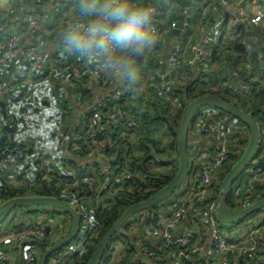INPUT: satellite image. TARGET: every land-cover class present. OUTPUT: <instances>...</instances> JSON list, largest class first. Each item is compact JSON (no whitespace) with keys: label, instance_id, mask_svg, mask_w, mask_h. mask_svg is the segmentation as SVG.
I'll list each match as a JSON object with an SVG mask.
<instances>
[{"label":"built area","instance_id":"1","mask_svg":"<svg viewBox=\"0 0 264 264\" xmlns=\"http://www.w3.org/2000/svg\"><path fill=\"white\" fill-rule=\"evenodd\" d=\"M71 1L48 0L56 8ZM170 1L178 0H164L162 3L166 5ZM187 1L193 6L208 0ZM162 3L155 4V22L163 8ZM259 7L252 16H247L229 5H221L215 21L208 27L201 26L200 37L187 50H184L183 42L191 19L188 9L183 10L180 34L173 38L166 69L161 80L152 83V89L164 92V80L169 76L179 79L187 69L202 87L207 81L204 65L213 39L225 26L231 25L236 36L243 33L248 37L240 40L247 59L228 67L229 87L233 92L252 97L256 91L253 83L259 82V86H264V63L253 64L250 57L253 51L251 29L264 28V11ZM67 16L62 14L61 24ZM171 27L174 31L176 24L172 23ZM55 28L57 31V26ZM22 29L23 24L19 20L2 15L0 4V113L4 112L0 119V142L4 140L8 144L0 155V179H6L15 187H25L32 180L54 181L58 189L57 198L68 202L79 213L80 227L76 237L46 263L66 264L72 256L85 259L89 255L100 234L97 214L101 210L125 194L144 191L146 195L154 191L155 180L159 176L152 146H148V150L153 158L147 161L146 169L139 168L137 158L141 151L136 143L140 137L138 109L127 100L130 88L114 82L97 66L82 58H78L74 65H68L63 51L54 46L40 47V39L24 40ZM159 45L164 47L165 42L160 39ZM153 55L157 57L156 49ZM13 59L22 62L18 71L20 80L30 79L36 84L43 70L46 71L45 77L49 80L46 81L48 89H44L45 97L23 96L17 91L12 80L14 76L7 68ZM242 66L247 71L245 76L240 74ZM61 81L66 85L61 86ZM80 81L84 92H80L77 85ZM141 82L140 89L146 90L151 84L150 76L144 74ZM16 102L22 103L20 109H14ZM256 116L264 118V112ZM43 120L49 121L51 138L61 149L57 164L38 150L34 151L31 159L24 160L25 146L30 148ZM4 128H7L6 132ZM239 129L227 114L213 108H204L196 115L189 133H194L190 157L198 163L191 166L186 180L179 187V195L173 198V210L167 217L161 210L143 213L147 216L144 229L160 247H152L131 234L125 237L132 246L128 247L129 253L138 264H264V209L233 229L216 216L224 169L231 163L233 155L241 157L246 148L243 135H248ZM120 155L123 163L119 160ZM258 157L260 152L238 177L236 191L245 183L246 198L253 192H264V167L257 164ZM134 158L137 161L131 163ZM21 163H24L26 171L17 168ZM169 166H172L171 172L173 164ZM31 173H35L34 178L29 177ZM235 204L239 205L240 201H235ZM52 210L49 208L48 212ZM138 215L128 219L124 227L139 224ZM58 220V229L66 234L71 228V218L63 215L58 216ZM15 221L0 235V264H36L39 247H43L41 243L46 241V247L51 246L54 235L47 233L41 217L30 219L22 216ZM186 224L192 225L193 229L184 233L177 231ZM118 235L112 240L114 244L122 240L123 236ZM113 245L107 264H118L115 261L117 247ZM158 250L164 253L161 255Z\"/></svg>","mask_w":264,"mask_h":264},{"label":"trees","instance_id":"2","mask_svg":"<svg viewBox=\"0 0 264 264\" xmlns=\"http://www.w3.org/2000/svg\"><path fill=\"white\" fill-rule=\"evenodd\" d=\"M164 0H153L154 4L162 3ZM163 4V8L160 10V12L157 15V21L154 24L155 29L158 31V33H162L164 30H167L169 35L172 36L173 28L171 27V24H176L178 21L183 20V16L181 15L182 11L185 10V7L188 6V3L186 0H178V1H170L166 5ZM173 6V7H172ZM174 7H177V9H180V13H172L175 10ZM57 26V25H56ZM261 28H252L251 33H253V30H259ZM261 35L264 36V29H261ZM260 35V36H261ZM242 37H248V34L240 33V36H236L234 38V41L232 42H226V51L232 53L229 54L227 57L228 62L227 64H233L230 65L235 66L240 62H244V60L247 59L246 57V51L244 48L240 45V40ZM173 38V37H172ZM260 42L254 44L253 42V51L250 55L253 64H256L258 62L264 63V49L261 48ZM257 44L260 46V51L257 48ZM161 48L159 45L156 50ZM259 52V54L257 53ZM220 53V51H219ZM218 53V54H219ZM65 54V53H64ZM66 55V54H65ZM153 57H150L149 59H146L142 65L144 68V74H148L150 76V83L148 88L146 90H141V85L139 84L135 89H130V97L127 98L128 101H131L134 106L138 109V121H139V139L137 140V145L140 148L141 156L137 159H139L140 163V169L143 170V168L146 169L147 167V161L151 158H155V166L157 167V172H159L162 168L165 166H169L170 164H173V169L170 173H157L159 177L155 180V187L156 189L146 195H144V191H140V193H134L130 195H123L120 199H116L112 204H109L105 207V209L101 210L98 214V220L101 225V229L99 230V237L94 241V244L89 252V255L85 258H78L77 256H72L67 260L66 264H87L91 255L101 242L103 236L106 234V232L110 229V227L118 220V218L122 215V213L128 208L130 205L141 202L160 190L163 186L168 184L170 180L175 175L176 169H177V162H178V154H177V136L179 131V124L181 121V117L183 115V112L185 110V107L187 104L192 101L193 99L204 96V95H215L219 96L220 98H223L229 102H232L236 106H238L240 109L247 111L250 113L257 123L259 124V127L261 129V132L264 130V118L257 117L256 114L260 112H264V86L261 88H257V83H253L254 88L256 89L255 94L252 97H247L246 95H242L239 92H233L231 91V88L229 85L231 84V81H228L226 86L220 85L218 89L214 90L213 85L214 83L210 82V79L206 76L207 81L202 85V87L198 86V81H195L194 76L190 72L189 69L186 70V76L184 78L176 79L172 76L168 77V80H164L165 91L164 92H158L152 89L151 85L154 82H158L161 80V76L163 75L165 71V63L159 62L158 57H155L153 54L151 55ZM68 65H74L77 61V57L75 56H69L66 55ZM229 66V67H230ZM241 76H245L247 74L246 69L242 66V69L240 71ZM188 76L191 77V80L188 79ZM142 83V82H140ZM77 85L79 86L80 92H84V86L83 83L77 82ZM173 100L176 101V103H173ZM204 108H212V107H201L197 109V111L194 114V117L201 112ZM216 111H220L216 108H213ZM224 113V112H222ZM227 114V113H225ZM229 118L233 119L237 126H239V130L242 133H247L248 135V129L247 127L241 123L238 119L232 117L231 115L227 114ZM4 132L7 131V128H4ZM83 135V134H82ZM243 142L245 144L248 143V137L246 135H243ZM263 142L258 146L257 153L261 152L259 151L262 148ZM8 146V144H5V141L0 142V155L4 153L5 148ZM148 146H152V155H150V151L148 150ZM256 153V154H257ZM167 154V155H166ZM166 156L168 159H171L169 162L162 161V157ZM176 158V159H174ZM257 164H260L264 167V155L258 157ZM136 158H134L131 163H134L137 161ZM240 159L239 155H233L231 163L224 169V173L222 174V179L226 172ZM119 160L123 163V156H119ZM176 162V163H175ZM191 168V163H190ZM243 173V172H242ZM241 173V176H242ZM154 181V180H153ZM32 185H31V184ZM176 192V191H175ZM175 192L169 197L171 198ZM25 197V196H58V189L57 186L54 184V181H31L29 182V185H26L25 187H15L11 183H8L6 179H0V202H4L8 199L14 198V197ZM167 198L161 203H165L169 200ZM261 198H264V192H256L251 197L246 198L245 197V190L243 188H240L238 192L236 191V187H231L228 194H226L225 202L231 209H241L251 203H253L256 200H259ZM240 199V200H238ZM171 200V199H170ZM240 201L239 205L235 204V201ZM161 203L158 205L142 212H150L155 213L154 210L157 208ZM170 203V202H169ZM168 203V204H169ZM17 208H24V207H17ZM15 208V209H17ZM54 209V208H53ZM138 213V214H142ZM137 214V215H138ZM166 215V214H165ZM124 230L131 229L129 224L126 225V227H122ZM112 241H110V244L108 246V249L103 255L102 263L107 264L109 259V254L111 251V244ZM43 247H46V241L41 243ZM127 244V241H126ZM130 248H132L131 244L128 245Z\"/></svg>","mask_w":264,"mask_h":264},{"label":"crops","instance_id":"3","mask_svg":"<svg viewBox=\"0 0 264 264\" xmlns=\"http://www.w3.org/2000/svg\"><path fill=\"white\" fill-rule=\"evenodd\" d=\"M188 6L185 9H188L190 14V28L187 30V35L183 42L184 50L188 49V46L198 40L200 37V28L208 27L215 21L217 16L218 9L221 5H229L235 11L240 13H245L247 16H252L256 12L257 6L260 10L264 11V0H215L213 3L206 4L202 1H199L197 4L190 6L189 2ZM0 4L2 6V15L4 17H8L10 19L19 20L23 24L22 29V38L27 41H35L38 39H42L43 36H53L56 32L55 27L61 24V16L69 14L74 0H72L67 5H62L60 7H54L49 4L48 0H0ZM173 7V6H172ZM175 11L172 13H180V9L178 10L177 7L173 8ZM264 29V28H263ZM261 29L253 30L252 34V41L254 44L260 42L261 48L264 49V36L261 35ZM170 33V32H169ZM167 30H164L162 33L159 32L160 39L165 42L164 47L158 49V60L159 62L165 63L163 61V55L165 52V47L167 44H172L173 38L176 36L174 35V31H172V36L169 35ZM261 35V36H260ZM173 37V38H172ZM236 37L235 28L231 25H227L224 29L213 39V45L209 49L208 54L206 56V62L204 65V72L205 75L210 79L211 83H214L213 89L216 90L219 88L220 85L226 86L228 81H231L230 75L228 72V67L233 64H227L228 59L226 56L232 53L228 52L225 54L226 51V42L234 41ZM257 48L260 51V46L257 44ZM220 51V53H219ZM219 53V54H218ZM259 54V52L257 51ZM260 55V54H259ZM153 57V56H151ZM154 58V57H153ZM144 63V62H143ZM263 63V62H262ZM22 62L20 59H13L11 63L8 64V71L11 75L14 76L12 78L15 88L19 93H22L23 96H28L29 94H33L39 97H45V90L48 89V83L46 82L49 78L45 77V70H43L42 75L39 77V80L36 84L33 81L29 80H20L18 77V71ZM166 69V66H165ZM186 76V71L183 76L180 78H184ZM179 78V79H180ZM188 79L191 80V77L188 76ZM167 81V80H166ZM61 86L66 85L64 81H61ZM45 87V88H44ZM257 88H261V86L257 85ZM7 107V106H6ZM22 107L21 102H16L14 109H20ZM4 112L0 113V119L3 118ZM4 123V122H3ZM5 124V123H4ZM41 130L37 134L35 140L30 143V148L28 145L25 146L24 149V160H29L33 156L34 151H40L51 162L57 164V159L61 156V149L57 145V141H54L52 137V132L49 129V121L43 120L41 121ZM194 139V133L190 132L188 136V154L190 158L191 166L198 161H193V158L190 157V151L192 150V143ZM263 142L262 148L259 150L260 156L264 155V130L262 131L261 136V143ZM193 155V154H192ZM264 165V163H263ZM21 171H26V167L24 163H21L17 167ZM9 175L14 176L13 173H8ZM246 184H241V188L246 190ZM180 188L177 189L175 194L169 198V200L165 203H161L155 211H159L160 208H165L167 212L166 217L170 215V212L173 210L174 205L172 203L173 198L179 195ZM254 194L251 193L250 197ZM171 199V200H170ZM240 200V199H238ZM237 200V201H238ZM170 202V203H169ZM255 202V201H254ZM169 203V204H168ZM252 204V203H251ZM250 205V204H249ZM248 206V205H247ZM246 207V206H245ZM244 208V207H243ZM49 207L45 210L44 207H31V208H17L12 209L11 211L7 212L6 214L0 217V235H3L7 229H9L13 222L16 223L17 217H27V218H34V217H41L46 226H48V233L54 235V243L59 240L61 237L65 235V232L58 229L57 220H54V217L51 218L48 216ZM164 211V210H163ZM146 213V212H145ZM145 214H139L138 217L140 218V223L137 225V231L140 232L139 237L146 241L148 244H151L152 247L156 245L155 238L149 234L144 229ZM142 216V217H141ZM70 217V216H69ZM68 218V217H67ZM234 227H230L233 229ZM192 225L186 224L183 227H180L177 231H182V233L192 230ZM119 236V235H118ZM129 238V237H128ZM120 240V239H119ZM123 241H119L113 245V247H117L115 252V261L118 264H138L133 257V255L129 253L128 245L126 244L125 236L122 237ZM157 246V245H156ZM125 247V249H123ZM157 247H160L157 246ZM43 248L48 247H39V254L41 253ZM162 255L164 253L163 250H158Z\"/></svg>","mask_w":264,"mask_h":264},{"label":"clouds","instance_id":"4","mask_svg":"<svg viewBox=\"0 0 264 264\" xmlns=\"http://www.w3.org/2000/svg\"><path fill=\"white\" fill-rule=\"evenodd\" d=\"M155 15L153 0H74L53 36H43L38 43L82 58L132 89L144 77L143 62L160 43Z\"/></svg>","mask_w":264,"mask_h":264},{"label":"water","instance_id":"5","mask_svg":"<svg viewBox=\"0 0 264 264\" xmlns=\"http://www.w3.org/2000/svg\"><path fill=\"white\" fill-rule=\"evenodd\" d=\"M183 26L181 21L176 23V29L174 35L179 36L180 29ZM172 44H167L163 55V61H167L171 51ZM168 80V78H166ZM201 107H212L221 110L224 113L231 115L243 123L248 129V143L244 150L243 155L240 159L226 172L220 186L219 194L220 201L216 209V216L222 223L234 224L238 223L255 212L264 208V198L256 200L252 204L241 208L239 210L231 209L225 202V195L233 187V183L240 174L244 171L245 167L255 157L258 146L261 141L262 132L259 124L255 118L248 113L240 109L238 106L229 102L219 96L215 95H204L197 97L190 101L181 117L179 124V131L177 136V154H178V167L175 175L168 184L163 186L160 190L146 198L145 200L132 204L122 213L118 220L110 227V229L103 236L101 242L91 255L87 264H100L103 255L108 249L110 241L113 240L115 235L122 229L128 219L142 213L159 203L169 198L186 180L190 170V158L188 154V136L190 125L197 109ZM17 207L31 208V207H49L63 211L71 218V228L69 231L53 243L48 248H43L39 254L36 264H46L48 259L68 245L77 235L80 227V215L79 213L66 201H63L53 196H25V197H14L0 203V217L7 212ZM47 233L48 226L46 227Z\"/></svg>","mask_w":264,"mask_h":264},{"label":"rangeland","instance_id":"6","mask_svg":"<svg viewBox=\"0 0 264 264\" xmlns=\"http://www.w3.org/2000/svg\"><path fill=\"white\" fill-rule=\"evenodd\" d=\"M19 1H22V0H19ZM31 1V0H30ZM215 0H208V1H205L204 3H206V4H209V3H213ZM191 152H192V150L190 151V155H191ZM167 155V154H166ZM192 157V156H191ZM162 161H165V162H169L171 159H168V157H166V156H163L162 158ZM174 159H176V158H174ZM176 163V162H175ZM177 165H178V162L176 163ZM172 166H165L164 168H162L158 173H164V174H166L167 172L168 173H170L169 172V169L171 168ZM157 176H159V175H157ZM30 178H34L35 177V173H31L30 174V176H29ZM237 183H238V179H236L235 181H234V183H233V188L234 187H236V185H237ZM44 209L46 210L47 209V207H44ZM264 209V208H263ZM263 209H261V210H259V211H257V212H255L254 214H252L251 216H249L248 218H246V219H244V220H242V221H240V222H238V223H234V224H229V226L230 227H236L238 224H242L244 221H246L247 219H252V218H254L257 214H259ZM160 210L161 211H163L164 210V212H167V210H165V208H160ZM63 215H65L66 217H68L69 215H67V214H65L63 211H56L55 209L54 210H52V212H49V214H48V216L49 217H51V218H53L54 217V220H57V225L59 224L58 222H59V220H58V216H63ZM145 216V218H147V216H146V214L144 215ZM124 227V226H123ZM138 229H137V226L136 225H133V227L131 228V229H128V230H124V228H122V229H120V231L117 233V234H119V235H122V236H128V235H133V236H136V237H138V238H140L139 237V235H140V232L139 231H137ZM141 239V238H140ZM120 241H122L121 239H120ZM111 244H114V241H112V243ZM127 245H128V242H127Z\"/></svg>","mask_w":264,"mask_h":264}]
</instances>
